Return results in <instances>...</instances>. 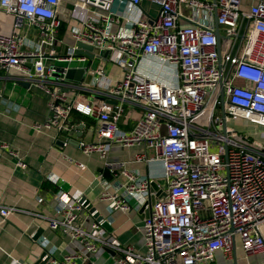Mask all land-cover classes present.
Masks as SVG:
<instances>
[{"label": "built area", "instance_id": "obj_1", "mask_svg": "<svg viewBox=\"0 0 264 264\" xmlns=\"http://www.w3.org/2000/svg\"><path fill=\"white\" fill-rule=\"evenodd\" d=\"M118 1L74 0L69 12L79 19L71 29L75 43L61 54L56 43L64 0H0V12L13 17V31H0V71L17 74L48 98L46 120L35 128L59 131L73 110L98 118L99 139L83 144L82 151L98 153L109 169H121L129 178L119 185L124 196L102 194L115 209H131L136 194H149L150 182L138 179L124 161L107 160L111 144L143 143L153 154L136 159L160 160L167 181L166 195L156 198L143 221L144 252L107 235L101 220L83 227V203L62 191L58 216L30 212L78 247L53 264H79L88 253L99 255L106 248L114 252L115 264H199L213 260L217 251L232 255L238 243L246 254L264 249V145L227 123L264 127V0L248 5L249 0H149L159 6L158 14L131 18L130 34L113 31L111 23L130 20L127 13L143 0ZM28 30L38 36L34 46L26 44ZM78 43L106 55L122 69V78H112L103 66H90L88 79L67 78L71 62L89 59V50ZM144 57L177 65L179 83L142 73L138 65ZM87 89H102L116 101L90 100L81 93ZM126 102L141 105L143 112L131 131L122 132ZM204 116L207 126L199 125ZM4 153L25 165L0 141V158ZM16 210L0 205L4 219ZM14 264L24 263L15 259Z\"/></svg>", "mask_w": 264, "mask_h": 264}, {"label": "crops", "instance_id": "obj_2", "mask_svg": "<svg viewBox=\"0 0 264 264\" xmlns=\"http://www.w3.org/2000/svg\"><path fill=\"white\" fill-rule=\"evenodd\" d=\"M72 2L64 0L59 8L62 24L56 48L61 54L75 43L71 29L74 25H79V19L69 12ZM115 3L120 5L118 0ZM122 6L125 7V4ZM158 11L157 4L143 0L139 7L127 13L130 20L119 18V21L111 23V29L130 34L133 31L131 18L154 17ZM187 22L182 20V23ZM101 24L104 22L101 21ZM0 31H13V17L5 11L0 12ZM26 37V44L30 46H34L38 40L33 30H28ZM93 53L94 56H89L87 62H71L75 68H87L82 79L91 77L90 66H103L112 78H122L123 71L119 66L98 50ZM138 69L161 82L170 85L179 83L177 65L162 64L153 57H144L140 60ZM16 76L18 75L15 73L10 75L0 71V141L17 151L25 163L24 166H19L16 159L6 153L0 158V205L19 209L5 219L0 214V264H14L15 259L24 264H53V261L62 259L67 253L78 250L69 235L51 229L47 219L30 213L58 216L59 191L83 203L79 220L83 227L89 229L94 219L100 216L101 226L107 235L115 236L122 245H131L144 252L143 221L150 207V197L152 195L158 198L167 187L162 162L137 160L138 154H153L152 150H146L143 143L129 146L111 144L107 160L124 161L125 166L138 179H148L150 182L149 194L146 197L136 194L131 209H115L113 201L104 198L102 194L108 190L109 193L118 192L124 196L126 190L119 185L128 183L129 178L121 173V169H109L105 159L98 153L82 151L83 144L99 139L98 118L73 110L65 128L59 131L53 128L36 129L35 125L44 123L48 114L47 95L38 86L30 85ZM81 93L90 100L110 99L102 89H87ZM115 101L111 99L109 102L114 104ZM142 112L141 105L126 102L119 120L122 132L131 131ZM207 117H202L199 125L207 126ZM235 122L246 124L243 121ZM114 256V252L106 248L99 255L88 253L86 261L93 264H115ZM86 261L80 260L79 264H86ZM199 264H264V249L246 254L238 243L232 255L227 256L222 251H217L213 260Z\"/></svg>", "mask_w": 264, "mask_h": 264}, {"label": "rangeland", "instance_id": "obj_3", "mask_svg": "<svg viewBox=\"0 0 264 264\" xmlns=\"http://www.w3.org/2000/svg\"><path fill=\"white\" fill-rule=\"evenodd\" d=\"M70 1L72 2L74 0H70ZM249 2H250V0L246 1L245 5H248ZM240 40H241V38L238 37L237 40L235 41V47H237L239 45ZM228 125L234 127V129L236 131H238L239 133L244 132V133L249 134L250 139L259 141L261 144L264 145V127H262V126L255 127L252 125L237 123L235 121L233 122L231 120H228Z\"/></svg>", "mask_w": 264, "mask_h": 264}, {"label": "water", "instance_id": "obj_4", "mask_svg": "<svg viewBox=\"0 0 264 264\" xmlns=\"http://www.w3.org/2000/svg\"><path fill=\"white\" fill-rule=\"evenodd\" d=\"M215 26H216V34H217V36H218V40H220V36H221V35H220V33H219V29H218L217 21H216V23H215ZM78 44H79V46L84 47V48H87V49L89 50V51H87L88 56H90V57H93V56H94V53H93V47H92V46L87 45V44H85V43H78ZM83 73H84V69H83V68H75V67H72V68H69V69L66 71V77H67V78H70V79L81 80L82 77H83ZM223 115H225L224 112H223ZM164 195H166V192H165V191H163V194L160 195L159 197L164 196ZM81 200H84V199L82 198ZM155 200H156V197L151 195L150 200H149V202H150V206L154 203ZM85 204H87V206L90 207V205H88L87 202H85ZM149 208H150V207H149ZM148 214H149V209H148V211H147V215H148ZM97 219H98V220H101L102 217L97 216Z\"/></svg>", "mask_w": 264, "mask_h": 264}]
</instances>
